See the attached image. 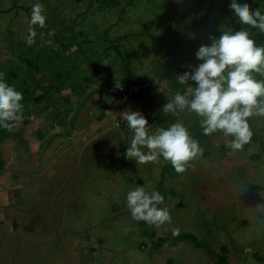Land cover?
<instances>
[{
  "label": "rangeland",
  "instance_id": "obj_1",
  "mask_svg": "<svg viewBox=\"0 0 264 264\" xmlns=\"http://www.w3.org/2000/svg\"><path fill=\"white\" fill-rule=\"evenodd\" d=\"M37 2L46 27L34 26L35 43L28 45ZM219 2L103 7L91 0H0V73L24 97L22 119L11 132L0 129V264H206L204 256L216 264L212 257L222 252L264 264V117L249 118L251 141L231 153L229 138L203 135L194 113L162 111L173 92L184 91L170 86L199 63L195 52L210 43L209 35L242 26ZM245 2L259 8L255 0ZM205 14L206 24L191 26ZM188 39L197 43L190 53ZM178 51L180 73L168 66ZM126 58L136 77L157 87L158 121L150 134L181 119L204 149L183 173L163 158L136 168L126 156L133 132L120 127L121 116L105 113L119 103L103 87L119 84ZM137 186L164 196L159 206L168 207L171 222L157 226L131 217L126 194ZM185 234L199 248L172 243Z\"/></svg>",
  "mask_w": 264,
  "mask_h": 264
},
{
  "label": "clouds",
  "instance_id": "obj_2",
  "mask_svg": "<svg viewBox=\"0 0 264 264\" xmlns=\"http://www.w3.org/2000/svg\"><path fill=\"white\" fill-rule=\"evenodd\" d=\"M229 7L240 25L264 33V13L259 8H251L240 0H231ZM46 19L43 4L35 3L28 20L26 44L35 43L34 26L46 27ZM208 39L210 43L200 45L195 52L199 63L175 76L184 91L173 92L172 98L162 105V111L173 117L194 113L203 135L222 134L229 138L228 146L235 153L252 139L249 118L264 117V78L257 79L254 75L264 77V46L257 45L250 31L243 29L220 30L219 36L210 34ZM23 99V93L0 73V129L11 132L22 119ZM120 116L133 132L126 156L136 163L163 158L177 173H183L188 162L203 154V147L181 119L150 134L153 128L149 132L151 125L141 112L125 111ZM164 199L158 191L148 192L142 186L126 194L131 217L157 226L171 222L168 207L159 206Z\"/></svg>",
  "mask_w": 264,
  "mask_h": 264
},
{
  "label": "trees",
  "instance_id": "obj_3",
  "mask_svg": "<svg viewBox=\"0 0 264 264\" xmlns=\"http://www.w3.org/2000/svg\"><path fill=\"white\" fill-rule=\"evenodd\" d=\"M121 1H124L125 7H130V6L133 5V3L135 1H140V0H91V3L97 2V3H100L101 6L103 4V7H110L111 5H113V3L115 4V3H118V2H121ZM243 1L245 2L246 0H240V2H243ZM230 2H231V0H220V2L218 4L219 10L222 13H225V14L231 13L232 10L229 9ZM255 2L257 4V6H259V8H261V12L264 13V0H255ZM124 9L125 8L123 7V10H122L123 12H124ZM208 19H209L208 14H205L203 17H201V20H200L199 23H197L196 19H193V18L191 19L190 23H191V26H196L197 25V27H198V24H199V26L206 24ZM241 29L250 31V34H251L252 38L255 40V42L257 43V45L264 46V33L260 32L258 29H251L248 26H232L231 30H241ZM116 40L118 41V38ZM196 44H197L196 40L188 39L186 41V45H187L186 51L188 53L194 51L195 50L194 47H195ZM118 47H121V46H119V45L118 46H112V48L116 49V50H118L117 49ZM184 47H185V45H184ZM184 47H183V49H184ZM124 52L126 53L125 50H124ZM171 56H173V62H171L168 65L169 68L170 69L173 68V69H175V71H178L180 73V71H181V70H179V65L180 64H177V62H178V59L180 58V56H182L181 52L178 51L176 55L173 53V54H171ZM123 61L124 62H122L123 63L122 64V69H124V71L126 70V72H125V75L120 78L121 81L119 82V84L131 83V84H135V85L139 86V90H138L139 92L137 93L138 94L137 96L143 103L142 107H143L144 113L147 115V118L153 124H155V122L157 123L158 120H155L154 119V115H153V109L155 108L154 105H155V102H156V99H157V95H155V92L157 91V87L155 85H152L153 83L150 84L149 81H147V79L145 77H136L134 69L132 68L131 62L129 61V58H126ZM25 66L27 68H29V69L30 68L33 69V67H34V65L32 64L31 61H26ZM189 70H190L189 67H187L186 69L181 71V74L184 71H189ZM96 73L97 72H95V73L93 72L94 76H96ZM158 76L160 78L158 81L165 80L163 75L160 76L158 74ZM262 78H264V77H262ZM257 79H261V78H257ZM157 83H159V82H157ZM172 83H173V81H172ZM110 84H103V87L105 88V95H107V97H109V98H111V97L108 95V90L111 87L116 86V85H114L113 82L110 83ZM172 86H170V87L174 88V87L178 86V84L176 83V84H174L173 87ZM47 88H49V89L51 88L50 84L47 85ZM43 98H45V96H39L36 100L40 101ZM151 104H153V105L151 106ZM118 107L121 108V109H126L125 104L121 103V102H120V104H118ZM120 126H121V128H124V127L127 128L126 127L127 124L126 123L124 124V122H121ZM130 132H132V131L127 128V133H130ZM253 139L257 140V138H253ZM260 155L264 156V146L263 145H260ZM254 157L257 158L259 156H254ZM261 191L264 192V189H262ZM179 237L180 236L174 238L173 239L174 241L172 240V243L174 245L178 244V243H181L183 241H187V242H190V243L194 244L196 246V248H199L196 238L193 237L192 235L185 234L182 237H180V238ZM159 242H160V245H163L165 243V240H160ZM217 262H218V264H227V255H226L225 252H222V255L217 260Z\"/></svg>",
  "mask_w": 264,
  "mask_h": 264
},
{
  "label": "built area",
  "instance_id": "obj_4",
  "mask_svg": "<svg viewBox=\"0 0 264 264\" xmlns=\"http://www.w3.org/2000/svg\"><path fill=\"white\" fill-rule=\"evenodd\" d=\"M138 90H139V86H137L135 84H131V83H124V84H118L114 87H111L108 90V95L111 98L116 99L119 104H120V102L124 103L126 106L125 110L141 112L145 116V118L148 120L149 125H151L149 128V132H150L153 128V125H152V122L147 118V115L144 113V110L142 107L143 103L137 96L138 95L137 93L139 92ZM120 124L121 123H119V125ZM126 127L128 128V126H126ZM127 128H125V129H127ZM128 129L131 130L130 128H128Z\"/></svg>",
  "mask_w": 264,
  "mask_h": 264
},
{
  "label": "crops",
  "instance_id": "obj_5",
  "mask_svg": "<svg viewBox=\"0 0 264 264\" xmlns=\"http://www.w3.org/2000/svg\"><path fill=\"white\" fill-rule=\"evenodd\" d=\"M157 102V101H156ZM155 102V105H154V109H153V115H154V119L155 120H157L156 118H157V111H158V107H157V103ZM116 104V103H115ZM114 104V105H115ZM154 104V103H153ZM153 104H151V106L153 105ZM117 108V109H116ZM125 111H127V110H125V109H121V108H119L118 107V105L116 104L115 106H112L111 108H110V110L109 111H107V112H105V113H110V114H112V115H116V117L119 115L120 116V114L121 113H123V112H125ZM152 111V110H151ZM114 117V116H113ZM116 119V118H115ZM119 119V123H121V122H124V124L126 123V121H124L121 117H119V118H117V120ZM116 120V121H117ZM154 126H156V122H155V125ZM154 130V129H153ZM127 131V130H126ZM153 132V131H152ZM125 154H122V156H121V160H123L124 159V156ZM131 161L133 162V159H131ZM136 164V168L137 167H142V165L141 164H139V163H135ZM135 164H133V165H135ZM121 166H123L122 164H121ZM245 253H249V252H245ZM209 254H211V257L213 256L212 254V252H210V253H208V256H209ZM220 255H222L221 253H220ZM254 256H256L257 254L255 253V254H253ZM244 254H243V256H242V262L240 261V262H238V260H237V258H236V255H235V252H229V253H227V264H245V258H244ZM212 259L216 262V264H218V262H217V260L215 259V258H213L212 257ZM211 259V260H212ZM258 259H261V258H258ZM203 260L205 261V263L206 264H210V260H209V258L207 259V258H205V256H204V258H203ZM212 263V262H211ZM212 264H214V263H212Z\"/></svg>",
  "mask_w": 264,
  "mask_h": 264
}]
</instances>
